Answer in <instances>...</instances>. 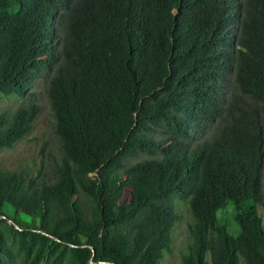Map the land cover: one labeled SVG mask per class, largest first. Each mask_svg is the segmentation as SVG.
<instances>
[{"label":"trees","instance_id":"obj_1","mask_svg":"<svg viewBox=\"0 0 264 264\" xmlns=\"http://www.w3.org/2000/svg\"><path fill=\"white\" fill-rule=\"evenodd\" d=\"M36 81L60 154L0 167V264H156L182 201L179 264H264V0H0V150Z\"/></svg>","mask_w":264,"mask_h":264},{"label":"rangeland","instance_id":"obj_2","mask_svg":"<svg viewBox=\"0 0 264 264\" xmlns=\"http://www.w3.org/2000/svg\"><path fill=\"white\" fill-rule=\"evenodd\" d=\"M30 91L34 93V99L39 106V112L33 120L29 132L11 148L0 150V167L6 169H26L30 174L39 173V177L47 174L51 166L59 159L58 144L52 131L53 119L49 109L48 101L43 91V83L36 81L32 84ZM20 100L14 102L2 99L0 108L8 106L13 108ZM128 190H125L124 196H127ZM176 203L179 220L171 231V249L169 253H164L156 264H179V254L188 241L187 223L190 216L182 204ZM233 209L230 205L217 212L218 220L228 227L230 234H234V228L231 227ZM19 221H28L29 218L18 215ZM261 222L264 229V216H261ZM209 264L208 256L206 257Z\"/></svg>","mask_w":264,"mask_h":264},{"label":"water","instance_id":"obj_3","mask_svg":"<svg viewBox=\"0 0 264 264\" xmlns=\"http://www.w3.org/2000/svg\"><path fill=\"white\" fill-rule=\"evenodd\" d=\"M10 224H12L15 228H18L11 220L8 221ZM42 234H44L43 232H41ZM112 264V263H111Z\"/></svg>","mask_w":264,"mask_h":264}]
</instances>
